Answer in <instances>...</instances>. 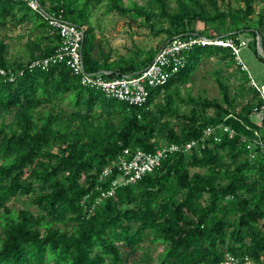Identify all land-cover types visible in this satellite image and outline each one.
Masks as SVG:
<instances>
[{
	"label": "trees",
	"instance_id": "1",
	"mask_svg": "<svg viewBox=\"0 0 264 264\" xmlns=\"http://www.w3.org/2000/svg\"><path fill=\"white\" fill-rule=\"evenodd\" d=\"M257 1L263 4L255 12ZM40 3L48 13L86 24L84 68L109 70L108 77L142 68L167 39L191 33L237 42L246 31V45L264 63L257 47L258 36L264 52V0ZM97 5L148 35H163L159 45L143 48L133 41L126 54L112 56L111 47L96 39L91 11ZM23 23L30 33L19 57L0 37V264H211L227 253L264 264V119L252 118L264 99L231 46L205 43L185 50L183 65L150 87L138 106L82 85L64 61L28 66L52 53L60 35L25 2L0 0V29ZM202 59L232 68L241 81L232 90L215 70L219 97H182L180 87ZM208 125L219 140L204 133ZM192 139L194 145L168 153L141 178L101 194L119 176L110 163L124 148L154 151L163 142ZM107 165L111 169L103 174ZM19 197L26 204L13 209L8 203ZM149 245L158 247L155 257Z\"/></svg>",
	"mask_w": 264,
	"mask_h": 264
},
{
	"label": "built area",
	"instance_id": "2",
	"mask_svg": "<svg viewBox=\"0 0 264 264\" xmlns=\"http://www.w3.org/2000/svg\"><path fill=\"white\" fill-rule=\"evenodd\" d=\"M21 1L40 12L46 18L48 24L55 27L60 35V43L52 53L32 59L28 63V66L45 67L51 63L64 61L72 72L78 76L79 82L82 85L98 88L106 96L114 97L132 105L139 106L144 104L148 97L149 88L161 85L172 73L182 66L185 50L191 48L193 45L217 43L224 46H231L232 51L236 54L239 61H241L238 52L240 48L247 44V39L242 37H239L238 41L235 42L231 37H208L198 33L183 36L174 35L157 47L151 61L142 68L133 72L108 77L109 70L99 69L88 71L84 68L81 48L84 32L87 27L86 24H75L68 21L62 17L61 12H46L40 0ZM241 66L246 68L244 63H241ZM0 73H5L4 68L0 67ZM251 83L256 84L253 79ZM259 90L261 97L264 99V86H259ZM259 113H262L261 116ZM256 114H258L260 121L264 119V103L260 106ZM216 127H221L229 135L233 133V130L227 125L218 124ZM214 130L215 126L208 125L204 128V133L212 135L214 139L219 140L220 136L215 134ZM194 143V139L183 143L163 142L154 151H145L138 147L124 148L123 153L110 163L111 166H117L120 172L119 176L112 180L110 189L106 192H101V194H111L113 187L117 184L134 182L141 178L144 173L158 167L162 158L168 153L188 149ZM110 169V165H107L103 169V174L109 172ZM211 264H254V262L248 256L239 259L227 253L223 259Z\"/></svg>",
	"mask_w": 264,
	"mask_h": 264
},
{
	"label": "rangeland",
	"instance_id": "3",
	"mask_svg": "<svg viewBox=\"0 0 264 264\" xmlns=\"http://www.w3.org/2000/svg\"><path fill=\"white\" fill-rule=\"evenodd\" d=\"M127 2L128 0H123ZM142 2V0H136ZM232 4L241 3V0H231ZM263 4L262 1H257L254 4L255 12L259 10ZM102 5L95 6L91 11L92 25L94 26V31L96 39L101 42L104 48L111 47L112 56L118 53L126 54L128 47L131 46V42H135L143 48L157 47L163 37L151 36L147 34V30L143 27L137 26L134 22L131 25L128 23V19L124 16L115 14H103L101 13ZM32 18H34L33 10L30 11ZM29 23H23L17 26H7L6 28L0 29V37L9 42V54L13 57H19L22 55L23 43L26 40L27 33L29 34ZM201 27V22L198 23V27ZM244 39H249L250 35L248 32H241L240 34ZM260 51V49H259ZM239 57L241 61L247 66L248 73L254 80L256 85L264 86V63L260 61L252 50L250 44L242 47L239 51ZM218 70L219 75L231 85L232 90L237 86L241 79L230 74V71L219 61L215 59H202L199 66L191 73L190 82L183 84L180 87V92L182 97H187V93L195 95H206L208 97H219L220 89L215 80L214 71ZM239 99H245L240 96ZM184 106V105H182ZM190 104L184 106V109H189ZM47 108V106L41 107L39 110ZM262 114V113H261ZM259 113V115L261 116ZM8 117V116H7ZM252 118L261 123L258 114H253ZM260 135L264 140V123L260 124L259 128ZM25 197H19L12 199L8 204L13 209H18L25 206ZM34 208L33 206H29ZM147 244V242H146ZM148 250L151 252L152 256L157 255L158 247L153 245L148 246Z\"/></svg>",
	"mask_w": 264,
	"mask_h": 264
},
{
	"label": "water",
	"instance_id": "4",
	"mask_svg": "<svg viewBox=\"0 0 264 264\" xmlns=\"http://www.w3.org/2000/svg\"><path fill=\"white\" fill-rule=\"evenodd\" d=\"M257 47H258V51H259V49H260V53H261V55L264 57V52H263V50H262V48H261V46H260V42H259V37L257 36Z\"/></svg>",
	"mask_w": 264,
	"mask_h": 264
}]
</instances>
